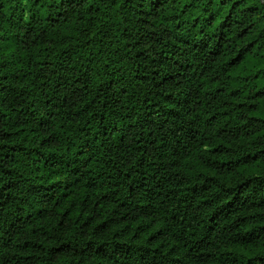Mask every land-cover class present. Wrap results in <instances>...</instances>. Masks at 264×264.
Returning <instances> with one entry per match:
<instances>
[{
  "label": "trees",
  "instance_id": "16d2710c",
  "mask_svg": "<svg viewBox=\"0 0 264 264\" xmlns=\"http://www.w3.org/2000/svg\"><path fill=\"white\" fill-rule=\"evenodd\" d=\"M0 264H264V0H0Z\"/></svg>",
  "mask_w": 264,
  "mask_h": 264
}]
</instances>
